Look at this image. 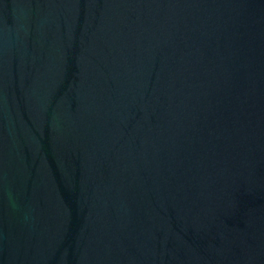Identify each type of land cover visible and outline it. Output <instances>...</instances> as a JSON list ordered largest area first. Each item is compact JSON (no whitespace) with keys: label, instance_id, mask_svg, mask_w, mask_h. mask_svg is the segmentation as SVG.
I'll return each instance as SVG.
<instances>
[{"label":"water","instance_id":"water-1","mask_svg":"<svg viewBox=\"0 0 264 264\" xmlns=\"http://www.w3.org/2000/svg\"><path fill=\"white\" fill-rule=\"evenodd\" d=\"M0 264H264V0H0Z\"/></svg>","mask_w":264,"mask_h":264}]
</instances>
